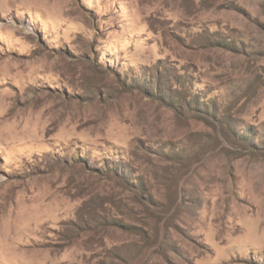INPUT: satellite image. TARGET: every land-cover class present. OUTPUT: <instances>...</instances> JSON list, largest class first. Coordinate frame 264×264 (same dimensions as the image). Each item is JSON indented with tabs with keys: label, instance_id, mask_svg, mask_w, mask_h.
<instances>
[{
	"label": "rangeland",
	"instance_id": "374dc122",
	"mask_svg": "<svg viewBox=\"0 0 264 264\" xmlns=\"http://www.w3.org/2000/svg\"><path fill=\"white\" fill-rule=\"evenodd\" d=\"M4 58L0 264H264V0H0Z\"/></svg>",
	"mask_w": 264,
	"mask_h": 264
},
{
	"label": "bare ground",
	"instance_id": "6f19581e",
	"mask_svg": "<svg viewBox=\"0 0 264 264\" xmlns=\"http://www.w3.org/2000/svg\"><path fill=\"white\" fill-rule=\"evenodd\" d=\"M10 61H12L10 58H4V59H2L1 61H0V66L3 64V63H9ZM13 63V62H12ZM1 94V96H0V99H5L8 95H7V91L6 90H3V92L2 93H0ZM6 121V120H5ZM4 121V119H1L0 120V126H2L3 125V123L5 122ZM13 231H16L15 229L14 230H12L11 232H13ZM14 248V247H13Z\"/></svg>",
	"mask_w": 264,
	"mask_h": 264
}]
</instances>
